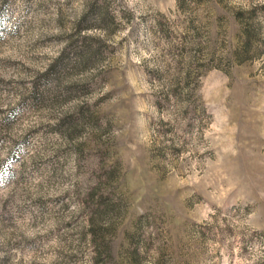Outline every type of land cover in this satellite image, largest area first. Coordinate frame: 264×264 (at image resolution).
<instances>
[{"label": "rangeland", "instance_id": "1", "mask_svg": "<svg viewBox=\"0 0 264 264\" xmlns=\"http://www.w3.org/2000/svg\"><path fill=\"white\" fill-rule=\"evenodd\" d=\"M0 264H264V0H0Z\"/></svg>", "mask_w": 264, "mask_h": 264}]
</instances>
